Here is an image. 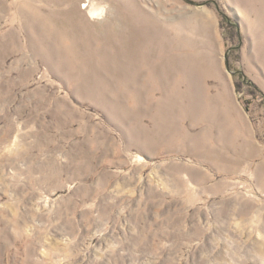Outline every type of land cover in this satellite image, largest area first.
Returning <instances> with one entry per match:
<instances>
[{
	"label": "rangeland",
	"instance_id": "1",
	"mask_svg": "<svg viewBox=\"0 0 264 264\" xmlns=\"http://www.w3.org/2000/svg\"><path fill=\"white\" fill-rule=\"evenodd\" d=\"M86 1L0 0V264H264V0Z\"/></svg>",
	"mask_w": 264,
	"mask_h": 264
},
{
	"label": "bare ground",
	"instance_id": "2",
	"mask_svg": "<svg viewBox=\"0 0 264 264\" xmlns=\"http://www.w3.org/2000/svg\"><path fill=\"white\" fill-rule=\"evenodd\" d=\"M86 5V6H85ZM83 8H86L87 9V11H88V13H89V16L91 17V18H98L97 17V14L94 12V10H92L90 7V5H89V0H87L86 1V4H84V6H82Z\"/></svg>",
	"mask_w": 264,
	"mask_h": 264
}]
</instances>
